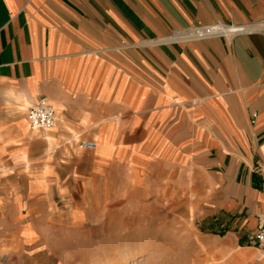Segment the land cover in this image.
Segmentation results:
<instances>
[{"label":"crops","instance_id":"1","mask_svg":"<svg viewBox=\"0 0 264 264\" xmlns=\"http://www.w3.org/2000/svg\"><path fill=\"white\" fill-rule=\"evenodd\" d=\"M214 24L242 31L185 40ZM40 98L51 130L26 121ZM74 136L94 137L96 149L67 157ZM139 145L188 153L208 170L219 252L257 248L264 0H0V264L40 233L22 220L65 205L76 177L96 203L99 175L122 177Z\"/></svg>","mask_w":264,"mask_h":264},{"label":"rangeland","instance_id":"2","mask_svg":"<svg viewBox=\"0 0 264 264\" xmlns=\"http://www.w3.org/2000/svg\"><path fill=\"white\" fill-rule=\"evenodd\" d=\"M204 118L200 127H209ZM83 140L95 138L65 140L66 156L85 152L77 146ZM128 156L122 177L108 168L99 175L105 196L96 203L81 190L84 176L76 177L65 205L60 201L51 216L22 220L41 231L9 264H83L74 249L90 252L85 264H264V251L251 246L215 251L223 237L214 235L220 230L212 220L213 178L188 153L139 145Z\"/></svg>","mask_w":264,"mask_h":264},{"label":"built area","instance_id":"3","mask_svg":"<svg viewBox=\"0 0 264 264\" xmlns=\"http://www.w3.org/2000/svg\"><path fill=\"white\" fill-rule=\"evenodd\" d=\"M240 31L242 29L238 27L214 24L193 29L185 37V40H201L213 37L230 38ZM26 119L29 127L35 131L51 130L55 123L54 111L44 98H40L35 105L28 108ZM77 146L83 151H94L96 149L94 141H79ZM254 244L258 249L264 251V221L258 225L254 234Z\"/></svg>","mask_w":264,"mask_h":264},{"label":"bare ground","instance_id":"4","mask_svg":"<svg viewBox=\"0 0 264 264\" xmlns=\"http://www.w3.org/2000/svg\"><path fill=\"white\" fill-rule=\"evenodd\" d=\"M184 239H185V238H184V236L182 235V236H181V242H182V240H184ZM197 243H198V242H197ZM189 244H190V243H189ZM191 246H193V245H191ZM194 246H195V244H194ZM194 246H193V247H194ZM184 248H185V247H184ZM215 251H223V246L220 245V247H219L217 250H215ZM72 253H73L74 255L78 256L79 258H81V261H82L83 264H85V261L89 260V257H90V252H88V251H80L79 249H74ZM95 264H99L98 261H97V263H95Z\"/></svg>","mask_w":264,"mask_h":264}]
</instances>
